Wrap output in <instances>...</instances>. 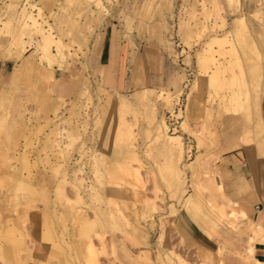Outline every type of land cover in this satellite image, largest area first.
<instances>
[{
  "label": "rangeland",
  "instance_id": "1",
  "mask_svg": "<svg viewBox=\"0 0 264 264\" xmlns=\"http://www.w3.org/2000/svg\"><path fill=\"white\" fill-rule=\"evenodd\" d=\"M85 1L30 0L66 48L61 58L52 45L49 62L34 35L16 55L9 41L27 0H0V228H16L18 242L17 263L0 238V264H62L65 256L85 264L72 249L81 253L87 238L96 264H197L173 228L180 231L179 208L218 241L200 264L210 255L224 264L214 220L225 253L240 262L241 233L223 224L236 221L222 187L209 182L215 171L203 166L243 148L264 159V0H216L219 15L207 19L201 5L211 9V0ZM106 28L118 60L127 43L119 85L98 59ZM202 52L216 60L208 79L197 68ZM160 118L166 132L156 137ZM167 136L179 137V161L166 155ZM113 162L129 171L111 174ZM71 218L90 226L84 239L76 232L83 220ZM45 231L54 235L44 242Z\"/></svg>",
  "mask_w": 264,
  "mask_h": 264
},
{
  "label": "crops",
  "instance_id": "2",
  "mask_svg": "<svg viewBox=\"0 0 264 264\" xmlns=\"http://www.w3.org/2000/svg\"><path fill=\"white\" fill-rule=\"evenodd\" d=\"M124 45H127V43L120 45V60H118L113 56L115 47L109 34V28L105 29L98 59L101 65L108 64L106 78L109 82L116 85L120 84L121 55L124 51ZM172 84L176 85V81ZM175 87L174 89L177 90V87ZM211 164L212 166L209 167L203 166V171L205 169L215 171L213 177L208 176L209 182L215 184L218 189L222 187L224 194L222 198L230 209L228 217L232 221H236V226L234 227L224 222L223 224L241 233L242 256L239 262L231 259L225 253L227 239L221 233L220 226L222 225L219 223L221 221L218 220V222L216 220L217 223L209 215L214 220L217 231L224 238L221 260L223 259L224 264L230 261L232 264H264V240H259L252 236L253 231L257 229L261 230L264 236V159L258 155L249 154L248 150L243 148L240 155L222 156L211 162ZM200 187L203 190L205 189L203 186ZM209 214H212V212ZM175 219L180 231L173 226L174 230L177 232L181 242L194 256L196 263L200 264L201 259L208 254L207 252L210 253L215 250L217 239L206 236L181 208L177 210ZM217 259V256L210 255L209 262L216 264Z\"/></svg>",
  "mask_w": 264,
  "mask_h": 264
},
{
  "label": "bare ground",
  "instance_id": "3",
  "mask_svg": "<svg viewBox=\"0 0 264 264\" xmlns=\"http://www.w3.org/2000/svg\"><path fill=\"white\" fill-rule=\"evenodd\" d=\"M32 1V0H31ZM90 2L91 0H87V1H85V3H87V2ZM228 1H232V0H228ZM70 3V2H69ZM206 4V3H205ZM27 5H28V7H27ZM48 4L46 3L45 4V6H47ZM202 12H203V15H204V17H205V19H207L208 18V16L211 14V11H214L215 12V15H219L218 14V11H219V9H220V7H219V5H218V3H217V1L216 0H211V9L210 8H207L205 5H204V2L202 3ZM30 10V11H28V12H26L27 10ZM34 11H37V13L36 14H33V12ZM50 11V10H49ZM26 12V13H25ZM52 12V11H51ZM53 13V12H52ZM213 13V12H212ZM1 14V13H0ZM218 17V16H217ZM1 19V18H0ZM19 19H22V20H19V21H17V23H15L16 25H19V27H18V29H16L15 31H13V32H15L14 34H13V32H12V34H11V36H10V41H9V46H14L15 47V50H14V52L17 50L18 52H16L17 54L16 55H20L22 52V50L23 49H25L24 48V45H30V43H31V39L33 40V38H32V35H34V36H37V38H39V40L38 41H36V39L34 40V41H36V42H38L37 44H36V46H38V49H39V51H40V54L42 55V56H40V59H41V57L43 58H45V59H47L49 62L50 61H54V54L51 52V47H53L52 45H54V47L56 48V50H57V52L58 53H61V58H63L64 56H63V49H65L66 50V48L64 47V45H63V43L61 42V40L60 39H57V38H55L54 36H53V34L51 33L52 31H51V27L47 24V22L43 19V13H42V9L41 8H39V7H37L34 3H30V0H27V3L22 7V9H21V12H20V18ZM21 21V23H19ZM220 21H221V24L223 23L222 22V19H221V17H220ZM8 22V21H7ZM7 22H6V24H7ZM15 22V21H14ZM9 24V23H8ZM240 23H239V30H240ZM6 26V25H5ZM11 26V25H10ZM45 26H48L49 28L48 29H45L44 27ZM204 26V25H203ZM243 26V25H242ZM14 29H15V27H14ZM239 30L237 31V33L239 32ZM243 31V30H242ZM32 32V34L30 35V33ZM6 34V33H5ZM232 34V33H231ZM33 36V37H34ZM225 36V35H224ZM227 36V35H226ZM24 37H27V40L25 41V38ZM231 37V36H230ZM228 38V37H227ZM215 40V39H214ZM33 42V41H32ZM222 42L223 43H227V42H229V40L227 41L226 40V37L224 38V39H222ZM229 43H231V42H229ZM230 45V44H229ZM11 48V47H10ZM209 50H210V47L208 48ZM208 49L207 50H205V52H209L208 51ZM231 50V49H230ZM233 51V50H232ZM63 53V54H62ZM210 53V52H209ZM213 53V52H212ZM9 54V53H8ZM198 54V53H197ZM11 55H12V53H11ZM211 55V54H210ZM43 58V59H44ZM56 58V57H55ZM56 61V60H55ZM59 62V61H58ZM214 62H215V64H216V60H214V58L211 56V57H209V56H207L206 57V53L204 54L203 52L202 53H199L198 55H197V68H198V72H199V74H201V75H203V76H206V78L208 79V78H211V76H210V67L211 66H213L214 65ZM48 63V62H47ZM52 63V62H51ZM221 65V64H220ZM217 66H218V63H217ZM216 67V66H215ZM219 68V67H218ZM217 69V68H216ZM215 69V70H216ZM225 69H226V67H225ZM213 72V71H212ZM216 72H217V70H216ZM215 72H213V74H214ZM254 75V74H253ZM258 76V75H257ZM256 76V77H257ZM255 77V76H254ZM179 83V82H178ZM175 84V83H174ZM176 85H174V87H175ZM176 88V87H175ZM237 94V93H236ZM232 95H233V93H232ZM231 97V96H230ZM226 98H227V96H226ZM231 99V101L233 102V105H236V104H238L237 103V101H238V95H237V97L235 96V98L233 97V98H230ZM169 100V99H168ZM122 103H124V102H122ZM254 103V102H253ZM232 105V106H233ZM254 105V104H253ZM230 110V109H229ZM258 112V111H257ZM250 113H251V111H250ZM251 115V114H250ZM247 116V115H246ZM249 116V115H248ZM161 119V118H160ZM248 119H249V117H248ZM248 123V122H247ZM261 125V121H260V118L258 119V121H257V127H259ZM69 126H70V124H69ZM165 128H166V125L164 124V122H163V120L161 119L160 120V123L159 124H157V126L154 128V131H155V136L156 137H159V136H162L163 137V135H161V134H163V131H165ZM73 129V128H72ZM76 129L77 128H75L74 127V129H73V131H74V133H77L76 132ZM252 131V130H251ZM70 132V131H69ZM166 132V131H165ZM79 133V132H78ZM161 133V134H160ZM166 134V133H165ZM167 135V134H166ZM249 136H251V135H249ZM254 136V135H253ZM15 137V136H14ZM76 138V137H75ZM157 139V138H156ZM164 139H165V137H164ZM248 139V138H247ZM73 140V139H72ZM165 140H167V141H165V142H168V144H165V152L167 153L166 155H169V157H174V156H176V158H177V160L176 161H179L178 159H180L181 158V156H182V146H181V143H180V141H179V137L178 136H174V137H172V136H167V139H165ZM74 141V140H73ZM169 141H172L173 142V144H172V146L169 144ZM14 144H15V142H13ZM257 143V142H256ZM14 146V145H13ZM16 146V145H15ZM262 149V148H261ZM102 157V156H101ZM23 158V157H22ZM170 159V158H169ZM173 159V158H172ZM175 159V158H174ZM103 161V160H102ZM119 162V161H118ZM118 162H113V163H111V164H109V168H108V170H109V172L111 173V174H117V171L119 170V168L121 169V171L123 172V171H129V166L127 165V164H124V163H122V164H120V163H118ZM170 162L172 163V161L170 160ZM175 162V161H174ZM23 164V163H22ZM26 165V164H25ZM24 165V166H25ZM125 165H127L128 167H126ZM27 166V165H26ZM25 168H27V167H25ZM24 169V168H23ZM118 169V170H117ZM115 170H117V171H115ZM120 171V170H119ZM118 171V172H119ZM172 172V171H171ZM132 173H134V171L132 172ZM121 174V173H120ZM153 174V173H152ZM122 175H124L123 173H122ZM178 175V174H177ZM64 177V176H63ZM178 177V176H177ZM173 179V178H172ZM177 179V178H176ZM182 180V179H181ZM20 181V180H19ZM176 181H179V180H176ZM21 182V181H20ZM22 184H23V181L21 182ZM20 183V184H21ZM215 183V182H214ZM101 184V183H100ZM181 184V183H180ZM19 185V184H18ZM22 186V185H21ZM24 186V185H23ZM171 186V185H170ZM116 188V187H115ZM106 190V189H105ZM181 190V189H180ZM220 190V189H219ZM107 191V190H106ZM109 191V190H108ZM94 193H96L95 191H94ZM110 193V192H109ZM96 198H98L97 197V195L95 196ZM134 198H135V202H137L138 201V199L136 198V194H135V196H134ZM226 199V198H225ZM109 201V200H108ZM107 202V201H106ZM229 203H231V202H229ZM107 204V203H106ZM133 204V203H132ZM119 206V205H118ZM230 206V205H229ZM70 207V206H69ZM120 207L121 206H119L118 207V209H120ZM122 209V208H121ZM73 211H75V210H73ZM122 211V210H121ZM63 213V212H62ZM67 213V212H66ZM69 213V212H68ZM67 213V215H69ZM108 213L109 212H106L104 215H103V218H104V220H106V221H108V220H111V219H108ZM121 213V212H120ZM74 214V213H73ZM66 215V214H65ZM75 215V214H74ZM83 215H85V214H82V215H79V216H82V218H83ZM110 215V214H109ZM64 216V215H63ZM72 216V215H71ZM70 216V217H71ZM92 216V215H91ZM90 216V217H91ZM129 216V215H128ZM75 217H78V215L77 216H75ZM240 217L242 218V215L240 214ZM80 218V217H79ZM80 219V221L81 220H83V224H79L78 225V228L76 229V232H77V237H78V239L80 240V239H84L85 238V236H86V234H87V232L88 231H90L91 232V229H90V226H86V223L84 224V219ZM112 218V217H111ZM232 218V217H231ZM46 220V219H45ZM73 219L71 218V221H72ZM78 219L77 218H75L72 222H74V225L77 223L78 224V222H80L79 220H78V222H76L75 223V221H77ZM126 219H124V221H125ZM70 221V220H69ZM129 221V220H128ZM47 222V221H46ZM85 222H87V220L85 221ZM90 223H91V221H89ZM92 222H94V221H92ZM109 222V221H108ZM45 223V222H44ZM48 223V222H47ZM88 223V222H87ZM125 223V222H124ZM89 224V223H88ZM93 224V223H92ZM126 224V223H125ZM129 224V223H128ZM45 225V224H44ZM43 225V226H44ZM49 225V224H48ZM132 225V224H131ZM46 226H47V224H46ZM65 226V225H64ZM91 226H94V225H91ZM14 227V226H13ZM75 227H77V226H75ZM131 227V226H130ZM9 228V227H8ZM8 228H4V227H1L0 228V238H5L6 240H9L11 243H12V254L15 256V261H16V253H15V251H16V249H17V245H18V242H15L14 241V239H12V236H13V234H14V232L16 231V228L15 229H12V227H10V229H8ZM48 228H50V227H48ZM92 228V227H91ZM110 228V227H109ZM87 229H90V230H87ZM128 229V228H127ZM46 230H48V229H46ZM131 230V229H130ZM50 231V230H49ZM128 231H129V229H128ZM130 232V231H129ZM41 233V232H40ZM50 232H48V231H45V232H43V234H42V236L41 235H39L38 234V239L40 240V239H42L44 242L45 241H47V240H51V238H52V235H54V233L52 234V233H50L51 234V236H50V234H49ZM76 234V233H75ZM138 235V234H137ZM137 235H136V237H137ZM139 235H140V233H139ZM253 238H257V239H259V240H264V236H263V233H262V231L261 230H259V229H257V230H254L253 231ZM141 237V236H140ZM143 237V236H142ZM15 238V237H14ZM144 238V237H143ZM253 238H251V240H253ZM91 238H87V239H85V241H84V243H83V250H81L82 252L81 253H79L78 252V249H77V247L76 246H74L73 247V249H72V251H73V254L75 255V259L77 258V260H78V256H80L81 257V259L84 261V263L85 264H96V262L94 261V258L96 257V252H95V250L93 249V246H92V244H91V240H90ZM136 239V238H135ZM256 239V240H257ZM140 241V240H139ZM9 242V243H10ZM43 242V243H44ZM80 242V241H79ZM19 244H21L20 242H19ZM42 244V243H41ZM69 244V243H68ZM72 244V243H71ZM71 244H69V245H71ZM101 244V243H100ZM9 245V244H8ZM73 245V244H72ZM10 246V245H9ZM8 246V247H9ZM44 246L46 247L47 245H45V243H44ZM6 247V246H5ZM44 247V248H45ZM47 248V247H46ZM56 248H57V246H56ZM65 248V247H64ZM79 248H80V246H79ZM7 249H9V248H7ZM11 249V248H10ZM52 249H54V247H52ZM51 249V250H52ZM58 249V248H57ZM5 250V249H4ZM70 250V249H69ZM68 250V251H69ZM1 251V250H0ZM9 251V250H8ZM24 251V250H23ZM54 251H55V249H54ZM53 252V251H52ZM58 252V251H57ZM68 253V252H67ZM70 253V252H69ZM249 253H250V251H249ZM10 255V254H9ZM68 256H69V254H67ZM165 256H167V255H165ZM30 257V256H29ZM28 257V258H29ZM52 257V256H51ZM167 257H170V256H167ZM14 258V257H13ZM73 258V257H72ZM61 259V258H60ZM80 259V260H81ZM168 259V258H167ZM177 259V258H176ZM179 259V258H178ZM72 260V259H71ZM76 260V261H77ZM79 260V261H80ZM169 261H170V258L168 259ZM17 263H18V261H16ZM30 262H31V260H30ZM41 262V261H40ZM72 262H73V260H72ZM81 262V261H80ZM15 263V262H14ZM71 263V262H70ZM69 263V261H68V259H67V256H65L64 257V260H63V262H62V264H70ZM75 263V262H74ZM73 263V264H74ZM171 263H172V258H171ZM170 263V264H171ZM23 264V263H22ZM25 264H27V262L25 263ZM33 264V263H32ZM41 264H43V263H41ZM72 264V263H71ZM77 264H79L78 262H77ZM81 264V263H80ZM179 264H184V262L183 261H179Z\"/></svg>",
  "mask_w": 264,
  "mask_h": 264
}]
</instances>
